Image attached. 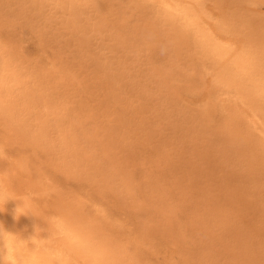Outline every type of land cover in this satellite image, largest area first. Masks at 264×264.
<instances>
[{"label":"bare ground","instance_id":"1","mask_svg":"<svg viewBox=\"0 0 264 264\" xmlns=\"http://www.w3.org/2000/svg\"><path fill=\"white\" fill-rule=\"evenodd\" d=\"M26 1L18 2L19 4L26 2L23 8L27 5L26 9L29 6L28 10H33L32 13L29 11L30 15L34 12L32 18L36 14L44 17L47 26L53 25L54 17H58V24L55 20L58 29L64 28L68 31L69 37H72L76 47H79L78 50L88 51L95 35H102L100 38H105L104 48L109 52L107 60L104 55V58L98 55L89 57L94 65L97 62V67L102 68L106 64L109 66L110 72L106 74V80H101L103 83L98 82V86L107 84L105 86L108 88L107 95L112 90L117 92L116 94L131 90L135 95L136 104L139 102L138 105L134 103L135 106L130 105L132 110H145L155 100L166 105L160 106L165 110L168 106L178 103L179 94L185 88L192 90L190 104L197 110L195 114L189 111L196 122L193 124L192 129H195L193 133L197 136L203 135L205 141L203 148L200 146V152L216 144L213 147L218 149L222 157L229 160L235 159V154L242 156L247 154L250 158L247 157L244 161L249 162L252 167L255 166L251 169L243 161L241 165L245 164L251 170L247 174L253 177L260 174L262 179L264 178V0H103L104 8L99 6L101 4L97 2L98 5L96 0ZM100 9L109 14L102 15ZM37 19L43 25V19L38 17ZM126 20L134 22V25H129V21L124 23ZM130 52L133 53L134 60L127 58V53ZM3 56L5 55L0 53V122L3 127L15 130L23 139L44 144L55 163L62 169L71 170L73 173L90 166L88 168H91L93 175H97L102 168V161L99 162L102 159H95V156L88 160L84 158L93 156L94 151L92 152L91 147L94 145L89 146L91 152L90 149L78 152L76 139L73 140L74 143L69 141V126L66 127L68 131L61 128L73 119L74 109L70 104L72 101L66 99L62 91L51 85L54 74L58 75L57 70H54L53 66L52 70L44 67L47 70L43 69L42 80V76H34L33 72L36 71L33 66H29L25 71L13 61L4 60ZM137 56L145 57L144 64L148 73L143 81L137 80L140 70L131 71L127 65V61L128 64H132L139 60ZM145 68L141 72H144ZM36 82L42 87L40 92H33L29 87V84ZM114 84L117 87H114ZM107 102L103 100L100 105L108 108ZM35 106H40L42 111H37L36 108L29 111L30 107ZM180 107L188 109L185 104H180ZM117 110L119 113L120 109ZM132 110L124 104L120 116L111 114L109 122L112 121V124L107 126L106 131L119 135L127 131L135 133L134 137L139 133L143 134L148 125L146 126L142 117L135 119ZM88 125L84 123L80 126L82 127L80 132L83 133L80 136L85 140ZM94 131H97V128ZM75 138L78 139L79 136ZM2 155L0 144V157ZM25 166L21 161L14 160L8 161L6 166L0 163V184L13 193L17 200L27 199L29 207L26 211L30 216L14 220L15 208L20 202L9 201L5 211L0 212V221L9 231L25 237L33 234L36 226L35 232L40 241L38 248L41 264H136L129 258L131 251L128 253L130 256H127L123 247L117 246L116 239L108 228L104 227V223L91 219L79 203L67 199L65 202H58L59 195L56 193L57 202L44 201L47 200V196L44 200L41 199L47 187L42 182V177L29 172ZM240 170L244 173L246 169L241 166ZM112 174L101 176L105 185L111 183L115 176L113 171ZM133 213L131 217L134 216ZM130 220L133 223V220ZM137 220L136 228L134 227L137 234L141 238L146 237L152 232L153 225L136 218ZM119 238H123V235ZM151 244L154 245L153 242ZM152 247L151 251L145 249L152 253ZM191 254L198 264H202L204 254L199 245Z\"/></svg>","mask_w":264,"mask_h":264},{"label":"rangeland","instance_id":"2","mask_svg":"<svg viewBox=\"0 0 264 264\" xmlns=\"http://www.w3.org/2000/svg\"><path fill=\"white\" fill-rule=\"evenodd\" d=\"M18 1L0 0V47H2L0 53L5 55L3 59L8 62L13 61L25 71L29 66H33L36 71L33 72L35 77L42 76L48 68L52 70V66L57 70L58 75L54 74L51 85L62 91L66 99L72 101L70 104L74 109L73 119L61 128L66 130L69 126V141L74 143L73 140L76 139L77 146L74 145L79 149L78 152L81 150H83L81 153L86 152L87 149L91 152L92 148L93 156L84 158L88 160L95 156V159H102L99 160L100 163L102 161V168L97 175H93L91 168H88L90 166L73 173L71 170L70 172L64 170L55 163L44 144L23 139L15 130L5 129L0 122L2 166H6L10 160L21 161L26 165V170L42 177L41 180L47 189L45 188L41 199L48 197L44 201L57 202V194L58 202L68 200L79 203L81 208H85L88 212L86 215L104 223V227L108 228L116 239L117 246L123 247L127 256L131 255L129 258L136 264H153V261L154 264H198L191 254L198 245L203 249L202 264H264V178L262 179L260 174H255L254 177L247 174L251 170L246 166L255 168L244 161L249 157L247 154L246 156L235 154V159L229 160L222 157L218 149L213 147L216 144L200 152V148H203L205 143L204 136L198 135V137L193 133L195 129L192 128L196 122L189 114V111L197 113L196 107L193 108L194 105L190 104L193 91L185 88L179 94L178 103L168 106L167 110L161 109L160 106L166 105L159 104L156 100L145 110H132L130 105L133 103L138 105L139 102L136 104L135 95L131 90L122 94H116L117 92L112 90L107 95L108 88L105 87L107 84L98 86V82L103 83L101 80H106V74L110 72L109 66L106 64L102 68L97 67V62L94 65L89 57L95 55L100 58L105 56V59L109 57V52L104 48L106 40L100 38L103 37L102 35H95L92 38L88 51L78 50L79 47L77 48L72 37H69L68 31L64 28L65 32L61 31L63 29H58V25L55 24V20L58 24V17H54L55 20L53 18V25L47 26L44 17L36 14V17L32 18L34 12L30 15L28 10L30 7L26 9V5L23 8L26 0L23 4L21 2L19 4ZM96 3L104 8L103 0H96ZM18 4H22V8ZM100 13L109 14L104 9H100ZM37 17L43 19V25ZM32 19H37L38 22ZM127 21L129 25H134L130 20L124 23ZM127 54L130 60L135 59L132 52ZM137 58L139 60L132 63L134 65L128 64V61L127 65L131 71L140 70L137 80L143 81L148 73L144 64L145 57L137 56ZM116 59L115 57L114 60ZM144 67H146L144 72H141ZM30 79L33 81L32 78ZM42 80H44L43 76ZM113 86L117 87L115 84ZM185 86L188 87L186 84ZM29 87L33 92L42 90L37 82L29 84ZM107 99H110V103ZM103 100L107 102L108 108L100 105ZM123 103L125 107L134 111L135 119L142 117L146 126L148 125L143 134L139 135V133L134 137L135 133L127 131L123 135L106 131L107 126L112 124V121L109 122L110 115L120 116ZM180 104H185L188 109L180 107ZM33 108L42 111L40 106L30 107L29 111H34ZM109 109L112 110L111 113ZM117 109H120L119 113ZM84 123L89 124L85 131L88 132L86 140L81 137L83 133L80 132L82 128L80 126ZM95 127L99 132L94 131ZM75 136L81 139L78 140ZM93 145L94 147H91ZM243 161L246 166L241 165ZM90 163L92 164V161ZM39 165H42V169ZM241 166L246 169L244 173L240 170ZM111 170L115 176L111 179V183L105 185L101 176L112 174ZM50 196L56 197V200ZM135 217L139 221L150 222L154 234L152 235L151 232L141 238L135 229L138 222ZM121 233L123 238H119L122 237ZM152 242L154 245L151 244ZM151 247L153 252L149 253Z\"/></svg>","mask_w":264,"mask_h":264},{"label":"clouds","instance_id":"3","mask_svg":"<svg viewBox=\"0 0 264 264\" xmlns=\"http://www.w3.org/2000/svg\"><path fill=\"white\" fill-rule=\"evenodd\" d=\"M9 201H18L13 219L30 216L26 209L29 207L27 199L17 200L13 193L0 184V212L5 211ZM25 237L20 233L6 229L0 221V264H41L38 245L40 243L35 232Z\"/></svg>","mask_w":264,"mask_h":264}]
</instances>
